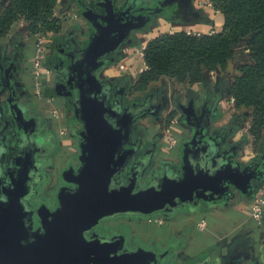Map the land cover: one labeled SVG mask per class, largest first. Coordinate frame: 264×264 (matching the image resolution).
Wrapping results in <instances>:
<instances>
[{
  "label": "flooded vegetation",
  "instance_id": "obj_1",
  "mask_svg": "<svg viewBox=\"0 0 264 264\" xmlns=\"http://www.w3.org/2000/svg\"><path fill=\"white\" fill-rule=\"evenodd\" d=\"M194 1L162 0L159 2L161 6L153 10L156 13L142 11L148 19L143 22L141 29L131 31L115 51L99 58L103 65L95 72L106 94L109 108L120 118L129 113L133 117L128 127V140L122 145L119 154L120 170L116 182H125L136 175L138 187L144 188L151 180L160 182L164 174L181 177L184 173V159L197 158L194 138H198L199 131L204 129L206 138L216 141L212 144L217 155L235 161L241 171L264 161V144L255 151V155L246 157L243 135L236 138L240 133L234 130V126L240 127L239 120L234 121L232 117L225 126L217 127L216 123L221 120H215L219 113L216 109L226 100H220L212 107L203 93L193 96L175 85L169 100L172 101L170 103L173 104L180 133L175 134L176 142L167 150L162 132L156 130L154 135H148V130L159 122L161 112L168 104L166 95L169 90L164 81L158 86L153 84L145 92L132 94L134 78L128 70L121 72L118 69L120 57L127 56L130 51L145 43L159 30L160 24L173 29L200 24L198 21L204 15L196 8ZM130 2L76 0L74 4L68 5L69 8L75 7L84 24H73L68 30L54 35L43 60V66L49 72V80L45 81L43 92L51 94L48 97L55 102L58 98L62 100V104L57 107L60 112V123H57L59 129L54 126V119L39 111L40 107L35 101L37 99L31 92L29 56L33 39L25 34L22 42L11 37L10 47L7 42L0 45V202L6 200L5 194L10 192L9 187L21 191L19 193L25 197L21 201L25 206L30 231L40 229L47 215L56 211L59 207L58 196L64 190L75 188L69 181L72 178L71 171L75 172L79 167L78 145L82 127L67 100L69 92L72 91L74 97L77 95V91L68 82L69 72L72 71L69 64L72 55L69 52L72 48L79 50L83 46L89 35L95 32L93 24L96 21L106 25L110 6L117 14ZM23 70L25 82L21 77ZM146 118L152 126L147 127L141 123ZM62 140L71 142V151L61 158V164L57 167V156L63 147ZM263 176L250 180L251 190L248 193L229 186L225 200L209 202L199 194L194 205L185 204L171 212H158L151 216H116L100 221L91 233L108 239L122 236L124 248L152 252L154 255L147 260V264H264V223L256 226L250 222L249 230L237 229L232 235L223 236V239L209 236L203 240L206 243L203 247L192 248L196 241H200L195 240V235L200 234L197 228L200 219L206 218L212 211H228L234 203L250 199ZM218 196L214 195L215 198ZM148 229L152 235H145ZM189 251L190 254L186 255Z\"/></svg>",
  "mask_w": 264,
  "mask_h": 264
},
{
  "label": "water",
  "instance_id": "obj_2",
  "mask_svg": "<svg viewBox=\"0 0 264 264\" xmlns=\"http://www.w3.org/2000/svg\"><path fill=\"white\" fill-rule=\"evenodd\" d=\"M161 1L131 0L117 14L110 6L106 25L96 21L95 32L83 46L70 50L68 82L77 95L71 91L66 99L82 127L79 167L71 171L69 181L75 188L64 190L56 211L47 215L40 229L30 231L21 201L25 197L9 187L6 200L0 202V264H147L152 252L130 251L123 247L122 236L100 238L91 231L100 221L116 216H151L194 205L199 194L209 202L221 201L229 186L248 193L250 180L264 174V161L241 171L235 161L219 157L213 145L216 141L206 138L204 129L194 138L197 158L184 159L181 177L164 174L160 182L151 180L144 188L138 187L136 175L116 182L119 154L133 117L129 113L120 118L109 108L95 71L103 65L101 56L115 51L131 31L141 29L148 19L142 11L156 13L153 10Z\"/></svg>",
  "mask_w": 264,
  "mask_h": 264
},
{
  "label": "trees",
  "instance_id": "obj_3",
  "mask_svg": "<svg viewBox=\"0 0 264 264\" xmlns=\"http://www.w3.org/2000/svg\"><path fill=\"white\" fill-rule=\"evenodd\" d=\"M57 1L0 0V37L19 20L25 23L32 39L47 33H52L53 37L60 27L52 17ZM75 1L62 3L70 6ZM209 1L216 13L212 19L203 16L198 22L220 26V32L190 35L177 31L153 35L143 43L146 46L141 60L134 56L128 63L129 53L120 57L119 64H125L128 72L144 64V71L133 81L139 89H148L157 81L167 79L193 96L199 92L192 87L200 85L201 93L212 107L220 100L232 99L235 109H247L246 114L251 116L250 132L256 139L257 150L264 144V0ZM42 94L44 97L51 95ZM217 115L215 120L220 118V113ZM247 115L240 114L233 119L242 124ZM234 130L241 132L237 125ZM172 133L175 134L173 130ZM245 140L243 136L244 144Z\"/></svg>",
  "mask_w": 264,
  "mask_h": 264
},
{
  "label": "rangeland",
  "instance_id": "obj_4",
  "mask_svg": "<svg viewBox=\"0 0 264 264\" xmlns=\"http://www.w3.org/2000/svg\"><path fill=\"white\" fill-rule=\"evenodd\" d=\"M63 1L65 0H58L57 1V6L55 8V11L52 13V17L58 22V26L59 27V30H58V33L56 34H59L61 33L62 31H66L68 30L73 24H79V25H83L84 24V20H80L79 16H78V13L76 12V9L75 7L71 6L70 8L68 6H65L66 4L63 5ZM194 4L196 6L197 9L200 10V12L204 15V16H209L211 19L213 17V15L215 14V8H214V5L213 3H211L209 0H195L194 1ZM210 5V6H209ZM65 6V7H64ZM64 8V9H63ZM82 22V24H81ZM159 30L154 32V35H160V34H166V33H174V32H177V31H185L187 33H189L190 35H193V34H196V35H201V34H208V33H211L212 31L214 32H220V28L219 27H215V28H212L211 30L210 29H206L204 27H199L197 25L195 26H187L185 28H183V30H174L173 28H170L169 26L167 25H164V24H160L159 25ZM25 34H27L26 32V28H25V23L22 21V20H19L15 23L12 24V26L10 27L8 33L2 37H0V45H2L3 43L7 42V44L9 45V47L11 46L9 44L10 42V39L9 38H13L15 37V41L17 42H22L25 38ZM52 35V33H51ZM55 35V34H53ZM9 39V40H8ZM131 53L129 54V59H130V56H134V53L132 51H130ZM137 61V60H135ZM130 62V61H129ZM132 62V61H131ZM141 66V65H140ZM25 68V67H24ZM133 70L130 69V73L132 75V78H136L138 76V74H140V72L138 70H134V72H132ZM22 73V72H21ZM24 70H23V73L21 74V77H22V81H24ZM212 80H214V76L212 75ZM28 78V76H27ZM28 80V79H27ZM161 81L163 80H160V81H157L155 83L156 86L160 85V83H162ZM166 87L168 88L169 92L167 93V105H166V108L164 109V111L161 112V119L159 120V122H157L156 124H153V128L152 129H149L148 130V135L149 136H152L154 135V132L157 130L159 132H162L163 135L165 134L166 135V131L168 129H171L176 133H180V130L178 129V124H177V116H176V113L173 112V104L170 103L172 101L169 100V97H170V94H172V89L176 86H173V83L167 79L164 80V82ZM181 88L180 86H176V88ZM193 90H198L197 92H201V86L200 85H196V86H193ZM147 89L144 88V89H139V88H136V86L133 88V92H131L132 94H138V93H141V92H145ZM37 101V104L39 105V111L41 113H44L45 112V115L48 116V110H46L47 106L43 103V102H39L38 100H35ZM42 103L44 105H42ZM54 103H57L55 105V107H58L59 104H62V100L58 98L57 102H54ZM45 107V108H44ZM242 108L241 110H238V109H235L233 106L231 107V105L227 104V102H222L218 105V109H216L217 111L219 110V113H220V118L218 123H216V125H218L217 127L221 128L223 126H225L227 124V121L230 120V118L232 117H237L239 116L240 114H245L247 115L246 113H248V110L247 109H244ZM251 116L247 115L245 118H244V121L243 123L240 125V129H241V132L240 134H238V136H236V138H239L240 136L239 135H243L246 140H245V150L244 152L246 153V157H252V155H255V151H256V139L254 137V135L251 134V128H252V121H251ZM58 122H54V126L57 127L59 129V124H57ZM60 123V121H59ZM141 123L144 125V126H152L150 125L151 121L146 118L144 120H141ZM57 125V126H56ZM62 150L60 152V155L57 156V161H56V166L58 167L61 163V158L63 156H65L66 154L70 153L71 151V142L70 141H63L62 140ZM55 174V173H54ZM142 185V183L140 184ZM260 192H264V179L256 186L255 190H254V193L252 195V197L250 199H248L246 202V209L244 210V212L247 213L250 211V206H251V202L252 200L254 199V197L259 194ZM235 204V203H234ZM233 204V205H234ZM232 205V206H233ZM231 206V207H232ZM234 207H232L229 211H227V215H222V214H219L215 211H212L208 216H206L207 218V221L209 222L207 224V228L209 226V224L211 225H214L215 222H218V224H215L214 226L216 227H222V228H225L226 229V224L228 225H232L233 223H237L239 222V220H241L242 217H244L242 215V217L236 213L237 210L234 211L233 209ZM238 208V207H237ZM239 209V208H238ZM204 214V213H203ZM248 218L249 217V213H248ZM223 220L224 222L226 223V221H228L225 225H223ZM207 228L206 230H204V232H200V234L198 233V235L196 236L195 235V240H198L200 237L203 236V238L199 239L200 241H196V245L194 244L192 246V248H200V247H203L202 245L206 244L204 243L203 240H205L206 238H208L209 236L207 235ZM119 229V228H118ZM229 229V228H227ZM237 229V228H236ZM148 234L145 233V235H152L150 230L148 229ZM250 232V231H249ZM159 233V232H158ZM161 233V232H160ZM228 235H231L230 234V231L229 232H226ZM194 235V234H193ZM205 236V237H204ZM158 237H160V235L158 234ZM202 240V242H201ZM207 242V241H206ZM197 244H200L197 246ZM183 255H181V257L184 256V253H182ZM186 255H189L190 254V251L188 253H185Z\"/></svg>",
  "mask_w": 264,
  "mask_h": 264
},
{
  "label": "built area",
  "instance_id": "obj_5",
  "mask_svg": "<svg viewBox=\"0 0 264 264\" xmlns=\"http://www.w3.org/2000/svg\"><path fill=\"white\" fill-rule=\"evenodd\" d=\"M210 6V5H209ZM216 13V11H215ZM189 34V33H188ZM51 33H47L45 35H38L33 39L32 50L29 56V79L31 85V92L33 96L39 101L43 102L47 107L48 115L59 123V108L55 107V101L53 98H46L43 96V86L45 81L49 80V72L43 66V60L47 53L48 46L51 42ZM145 44H141L138 48L134 49L132 52L134 56L138 59L143 58V52L145 49ZM118 69L121 72L127 71L128 67L125 64H119ZM145 66L142 63L140 69L138 70L140 73L144 71ZM42 103V105H44ZM227 104L233 105V100H228ZM164 145L167 150H170L172 146L176 142V136L172 133L171 129L166 131V135L164 134ZM263 214H264V192H260L257 194L251 202L249 217L250 219L257 225L261 226L263 223ZM155 222L160 224L159 220ZM208 221L206 218H201L197 224V228L200 232H204L207 228Z\"/></svg>",
  "mask_w": 264,
  "mask_h": 264
},
{
  "label": "crops",
  "instance_id": "obj_6",
  "mask_svg": "<svg viewBox=\"0 0 264 264\" xmlns=\"http://www.w3.org/2000/svg\"><path fill=\"white\" fill-rule=\"evenodd\" d=\"M209 17V16H208ZM210 18V17H209ZM197 26H199V27H204V28H206V29H212V28H215V27H212V26H209V25H202V24H196ZM219 28L221 29V27L219 26ZM131 57V56H130ZM132 57H134V56H132ZM129 59V58H128ZM129 61L131 62L132 61V58L130 59V60H128V63H129ZM141 67V66H140ZM140 67L137 69V70H139L140 69ZM194 87H192V89H193ZM196 91V90H195ZM247 201V200H246ZM246 201H239V203H235L232 207H234L233 209H234V211L235 210H237L236 211V213H238L241 217H242V215L244 216V217H242L241 218V220H239V222H237V223H233L232 225H227L226 223L228 222V221H226V223L224 222V220H223V225H225L226 224V229L225 228H222V227H216V226H214L215 224H218V222H215V224L214 225H210L209 224V226H208V228H207V235L208 236H211L213 239H223V236H225V235H227L228 236V234L226 233V232H229L230 231V234L232 235L233 233H235L236 231H237V229H243L244 228V230L245 229H247V230H249L248 229V227L249 226H251V224H250V222L251 223H253L254 225H256L250 218H248V213H247V211H246V213L244 212V210L246 209ZM239 209H238V208ZM229 211V210H228ZM217 213H219V214H222V215H227V211H216ZM263 223H264V221H263ZM257 226V225H256ZM227 228H229V229H227ZM237 228V229H236ZM158 233V232H157ZM201 238H203V236L202 237H200L199 239H201ZM198 239V240H199Z\"/></svg>",
  "mask_w": 264,
  "mask_h": 264
}]
</instances>
